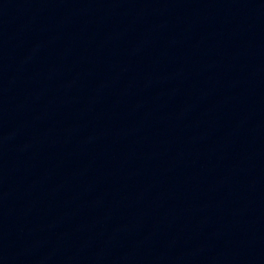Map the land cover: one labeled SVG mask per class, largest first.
Returning <instances> with one entry per match:
<instances>
[{"label":"water","instance_id":"1","mask_svg":"<svg viewBox=\"0 0 264 264\" xmlns=\"http://www.w3.org/2000/svg\"><path fill=\"white\" fill-rule=\"evenodd\" d=\"M0 264H264V0H0Z\"/></svg>","mask_w":264,"mask_h":264}]
</instances>
